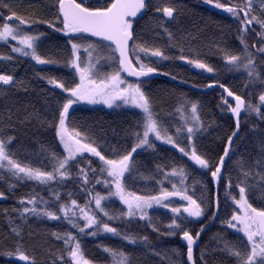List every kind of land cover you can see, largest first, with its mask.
Here are the masks:
<instances>
[{"label":"snow or ice","instance_id":"6c2138e0","mask_svg":"<svg viewBox=\"0 0 264 264\" xmlns=\"http://www.w3.org/2000/svg\"><path fill=\"white\" fill-rule=\"evenodd\" d=\"M203 3L229 14L239 24L237 32L242 52L232 54L229 49L217 46V51L222 54L225 62V68L228 71L245 72L248 78L246 86L255 87L259 84L264 87V61L258 64L247 43L248 34L255 33L254 26H259L260 31L255 34L259 38L260 47L257 48L253 44L251 48L255 49V55L264 56V19L261 18L264 16V0H259L261 16L253 15L254 0H246L245 3H233V0H226L224 3L220 0H203ZM49 7L55 9L54 19H45L34 13L20 14L11 2L0 0V9L10 13L5 18L3 11H0V20L4 21L0 25V43L14 41L11 52L20 57L30 58L36 65L67 69V78L36 73V79L45 83L48 89L43 93L42 105L46 115L41 118L39 110L33 108L32 111H28L25 108L24 118H18L20 124L36 119L41 127L52 129L54 139L62 146V153H58L50 145H41L43 153L41 162L47 160L51 165L50 171L45 170L47 165L43 168L32 167L31 164H22L14 159L16 153L10 150V146L16 137L8 134L12 129V112L8 109L7 122H0V181L8 174L17 182H35L44 186L53 183L62 185L73 179L72 166L82 162L84 166L78 168V176L75 178L81 182V191L89 199L81 206L76 199H71V192L67 193L70 203H62L60 193L56 189H49L54 197L51 201L32 192L21 197L18 201L20 207L14 209L20 221L26 224L30 217H35L41 220L66 222L75 230V233L73 231L51 233L53 238L63 241L68 264H94L92 260L86 258L80 238L84 236L96 238L102 234L119 238L132 246H143L153 254L161 256L167 264H186L182 259L183 254L177 249H171L170 255L169 250H156L147 236L111 226L113 222L127 225L133 221L145 222L153 231L164 237L178 236L186 243L187 262L195 264L194 245L205 228L202 226L200 231L193 235L192 231L186 228V224L199 222L200 218L211 212L213 220L220 219L222 228L231 230L239 238L237 242H233L218 236L217 239L222 241V252L234 258L237 264H264V130H261L260 155L255 165L262 169L255 173L259 180L255 184L248 183L252 172L244 170L242 162H238L241 172L236 182L231 175L227 177L224 175L227 171L226 164L234 152L235 139L239 137L242 112L248 115L255 114L264 121V91L259 94V102L253 103L251 99L246 101L244 96L236 94L217 79H212L211 83L204 86L208 89L218 87L226 93L227 97H221L222 104L219 107L222 110L226 108L235 117V130L227 137L223 154L213 162L212 157L199 152L195 143L198 134L207 130L200 117L199 102L185 101L177 107L176 112L180 114L181 120L179 126L175 127L173 135L171 127L164 125L160 114L155 110L152 97L141 86L140 78H149L154 74L170 75L168 71H159V65L164 62H185L195 69L214 76L217 74L214 66L199 58L191 59L185 54L183 41L195 37L189 34L177 38L166 26L179 15V7L174 0H165L162 5L159 2L153 4L152 0H96V3H89V0L80 2L54 0ZM153 8L152 31L162 29L168 40V44L162 47L146 46L143 36L134 27V20L142 18ZM44 25L63 35V49L66 50V54L61 51L55 55L41 54L40 43L46 37V33L38 29ZM156 34L159 36V32ZM167 48H178L179 55L166 54ZM105 52L107 55L103 54ZM83 54L87 55L86 60ZM141 57L154 62L157 67L145 64ZM12 59V56L0 55V61L10 62ZM107 62L114 65L112 70L101 71ZM122 74L136 78L137 82L130 83ZM171 78L176 79L175 76ZM8 88L22 89L29 94L34 91L28 81H18L13 75L0 74V96H6ZM227 98H233L235 106L229 104ZM98 103L110 109L131 106L139 110L140 119L135 127L126 131L125 144L114 146L102 143L104 137H97L93 129L85 127L75 118V106ZM129 139L130 147L126 143ZM156 142L178 150L182 157L187 158L198 170L208 175L209 181L216 187L217 194L214 199L207 201V208L203 196L193 198L195 190L191 195L188 194L185 182L189 178V172L183 165L172 164L171 171H165L164 165L156 164L154 173L150 172L148 175L141 171L143 165L136 157L144 152L155 154ZM182 144H187L188 147L181 146ZM94 164L97 166L94 167ZM90 176L93 179L90 180ZM157 176L161 179H156ZM174 178L179 179L180 187L173 183L172 191H169L163 185L165 181L171 183ZM137 180L154 182L159 186V191L155 195H141L136 191H130L129 181ZM90 184L91 188L88 187ZM97 186H103L104 195L94 191ZM7 187L14 191L16 184L9 183ZM201 187L207 188L208 185L202 184ZM221 187L225 205L233 209L226 218H220ZM255 190L261 192L260 207H254L250 202ZM174 197L180 198L179 206H172L176 203L172 199ZM0 198H5L4 191H0ZM114 198L123 205L119 211L106 207ZM93 201L95 210L86 211ZM154 207L171 213L169 223L163 225L165 229L163 233L160 232L157 222L149 215V210ZM98 214H102V217ZM10 224L15 225L16 221L10 219ZM11 231L17 237L22 236L20 225L11 227ZM99 247L110 259L111 264H132L131 255L123 248L103 244ZM7 255L18 256L21 261L35 264V260L25 253L20 244ZM172 255L176 259H172ZM59 260L63 264L65 257L60 256Z\"/></svg>","mask_w":264,"mask_h":264},{"label":"trees","instance_id":"16d2710c","mask_svg":"<svg viewBox=\"0 0 264 264\" xmlns=\"http://www.w3.org/2000/svg\"><path fill=\"white\" fill-rule=\"evenodd\" d=\"M5 2H11L20 14L34 13L36 16L45 19H54L55 9L49 7L54 0H5ZM77 2H80V0H77ZM152 2L153 4L159 2L162 5L165 0H152ZM220 2L224 3L226 0H220ZM245 2L246 0H233V3ZM89 3H96V1L89 0ZM174 3L179 7V15L175 21L166 26L176 34L177 38L188 36L189 34L191 37H195L194 39L189 38L183 41L185 54L191 59L199 58L205 63L214 66L217 69V74L214 76L179 61L174 63L164 62L159 65V71H168L170 75L197 86H205L212 82V79H217L236 94L244 96L246 101L251 99L253 103H258L259 94L264 91V87L259 84L255 87L246 86L248 83L247 74L243 71H228L225 68L222 54L217 51V46H219L220 48L229 49L232 54H240L242 52L237 32L239 27L237 20L227 13L208 7L203 3V0H174ZM0 11H3L5 18L10 15L6 10L0 9ZM153 13L154 8L147 11L142 18L134 20V27L143 36L146 46L162 47L168 44V40L162 29L152 31ZM253 15L261 16L259 0H254ZM261 18L264 19V16H261ZM3 22V20H0V25ZM57 26L59 27L60 25L58 24ZM254 27L255 33H258L260 31L259 26ZM38 30L46 33V37L40 43L41 54L46 56L49 54L55 55L58 51L66 54V50L63 49L64 39L61 33L54 32L46 25L41 26ZM157 32H159V36H157ZM255 33L250 32L248 34L247 43L259 64L264 61V56L255 55V49L251 48L253 44L257 48L260 47L259 38ZM13 44H15L14 41L0 43V55L13 57L10 62L0 61V74L13 75L18 81H28L34 91L29 94L22 89L8 88L7 95L0 96V122H7L8 109H11L12 129L8 134L16 137L15 142L10 146V150L16 153L13 158L22 164H31L32 167L43 168L47 165L45 170L50 171L51 165L48 161L43 160V163L41 162L43 159L41 145H50L55 151L62 153V147L54 139L53 130L41 127L36 119H30L20 124L18 118H24L25 108L28 111H32L33 108L39 110L41 118L46 115L42 105L43 93L48 89L45 83L36 79V73L67 78L68 71L62 67L36 65L30 58L20 57L12 53L11 46ZM165 51L168 55H179L178 48H167ZM103 54L107 55L106 52ZM85 56L86 54H83V58ZM141 59L144 60L145 64L157 67L154 62L144 59V57H141ZM112 67L114 65L107 62L101 68V71H111ZM128 80L134 83L137 82V80ZM141 81L143 90L152 97L155 103V110L160 114L164 125L171 127L173 135H175V127L179 126L181 120L180 114L176 112L177 107L185 101L199 102L200 117L207 130L198 134L195 143L200 153L212 157L213 162H215L218 156L222 155L227 137L231 135L235 128L231 113L226 108L222 110L219 107L222 104L221 97L224 96V93L217 87L208 89L206 92H200L160 77H152ZM228 103L233 106L231 102L228 101ZM75 107V118L85 127L93 129L97 137H104L102 143L107 145L125 144L126 131L135 127L140 119L139 110L133 107L121 106L120 108L110 109L88 104H81ZM188 107L190 108V104ZM261 130H264V121H261L255 114H241L239 137L235 139L234 152L226 164L225 177L231 175L233 181L236 182L240 178L239 174L241 172L238 162H242L244 170L252 172V175L248 178V183L255 184L259 180L255 173L262 169L255 165L260 155ZM126 143L130 147L131 140L129 139ZM156 143L157 152L155 154L144 152L136 157L143 165L141 171L148 175L150 172L154 173L156 164L164 165L165 171H171L172 164L183 165L189 172V178L185 182L188 187V194L191 195L193 190H195L193 198L198 199L203 196L206 201L205 207L207 208V201L214 199L217 194L212 182L209 181L208 175L198 170L187 158L182 157L178 150L162 143ZM181 146L188 147L187 144H182ZM83 166L82 162L73 165L71 169L73 179L62 185L53 183L50 186H44L35 182H17L10 175L5 174V179L0 181V191L5 192V198H0V264H28V262L7 255L8 252L14 251L17 244H20L25 253L35 260V264H61L60 256L65 257L63 264H68L63 241L56 240L51 236V233H64L66 231L75 233V230L71 229L66 222L41 220L35 217H30L27 223L24 224L17 217L14 209L20 207L18 201L21 197L32 192L38 193L45 200H54L49 190L50 188L59 191L62 203H70L67 193L71 192V199H76L79 205L84 206L89 197L81 191V182L75 178L78 176V168ZM93 166L97 165L94 164ZM145 169L148 171H145ZM89 179L93 178L90 176ZM156 179H161V177L157 176ZM9 183L16 184L14 191L8 189L7 185ZM173 183L180 187L178 178L172 179L171 183L165 181L163 186L172 191L171 184ZM202 184H207L208 187L202 188ZM88 187L91 188L92 185L90 184ZM128 187L130 191H136L141 195H155L159 191V186L154 182L144 180L129 181ZM94 191L100 192L101 195L105 194L103 186H97ZM236 191L238 192V189ZM219 195L221 199L220 218H226L233 209L225 205L222 187ZM172 199L176 201L172 206H179L180 198L174 197ZM260 200L261 192L255 190L250 197V202L253 203L254 207H260L262 206ZM55 207L58 208V205ZM106 207L119 211L123 208V205L114 198L113 202L106 205ZM5 210H7V214H5ZM88 210H95L94 201L91 205H88L86 211ZM98 215L102 217V214ZM149 215L157 222L160 232L163 233L165 231L163 225L169 223L171 213L168 210L154 207L149 210ZM10 219H14L16 224H10ZM211 219V212H209L205 217L200 218L199 222L186 224V228L195 235ZM16 225L22 227L21 237H17L11 231V227ZM81 226H83L82 221ZM111 226L117 227L122 231L147 236L156 250H169L170 255L171 249H177L183 254L182 259L186 262V247L180 243L178 236L164 237L153 231L143 221H133L127 225L113 222ZM218 236H223L226 240L233 242H237L239 239L231 230L222 228L220 219H216L213 225L203 231L199 237V242L194 249L195 264H237L234 258H230L222 252V241L217 239ZM80 239L86 258L92 260L94 264H111L110 259L99 247L101 244L123 248L124 251L131 255L132 264H167V261L162 260L161 256L153 254L145 247L129 245L119 238L102 234L96 238L84 236ZM202 253L203 259H201ZM161 255H163V251ZM172 259H176V257L172 255Z\"/></svg>","mask_w":264,"mask_h":264},{"label":"water","instance_id":"95a60500","mask_svg":"<svg viewBox=\"0 0 264 264\" xmlns=\"http://www.w3.org/2000/svg\"><path fill=\"white\" fill-rule=\"evenodd\" d=\"M208 6V5H207ZM208 7H210V6H208ZM161 72V71H160ZM126 78H129V79H133V80H137L136 78H134V77H130V76H127V74H123ZM152 77H160V78H163V79H166V80H169V81H173L175 84H178V85H183V86H186V87H188V88H191V89H193V90H196V91H200V92H206L207 90H208V88H206V87H204V86H197V85H194V84H192V83H190V82H187V81H185V80H182V79H179V78H176V79H172L171 77H172V75H169V76H164V75H152V76H150L149 78H140L141 80H147V79H150V78H152ZM211 83V82H210ZM209 84V83H208ZM207 85V84H206ZM218 88V87H217ZM220 89V88H219ZM221 90V89H220ZM222 91V90H221ZM223 92V91H222ZM224 93V92H223ZM224 97H227V94L226 93H224ZM228 99V101L229 102H231L232 104H233V106H235V101H234V99L233 98H227ZM243 113V112H242ZM232 115V114H231ZM233 117V116H232ZM233 120H234V124H235V117H233ZM234 130H235V128H234ZM226 144H227V142H226ZM223 154V153H222ZM213 184V186L215 187V185H214V183H212ZM215 189H216V187H215ZM215 222V220H213V219H211L210 220V222L207 224V225H205L204 226V228H205V230L207 229V228H209L211 225H213V223ZM198 231H200V230H198ZM179 241H180V243L182 244V245H184L185 247H186V243L185 242H183L180 238H179ZM198 242H199V239H198V241H197V244H198ZM197 244L196 245H194V249H195V247L197 246ZM193 259H194V251H193ZM185 260H186V264H191V262H187V249H186V257H185Z\"/></svg>","mask_w":264,"mask_h":264},{"label":"rangeland","instance_id":"374dc122","mask_svg":"<svg viewBox=\"0 0 264 264\" xmlns=\"http://www.w3.org/2000/svg\"><path fill=\"white\" fill-rule=\"evenodd\" d=\"M96 1V0H95ZM2 25V24H1ZM85 60L87 59V55L85 56L84 58ZM125 78V77H124ZM126 79V78H125ZM128 80V79H127ZM129 81V80H128ZM130 83H134V82H131L129 81ZM95 105H99V106H102V107H105V108H108L106 105L102 104V103H98V104H95ZM92 106V105H91ZM123 107H131V106H123ZM158 143H161V142H158ZM169 146V145H168ZM62 147V146H61ZM14 258L16 259H19L18 256H14Z\"/></svg>","mask_w":264,"mask_h":264}]
</instances>
